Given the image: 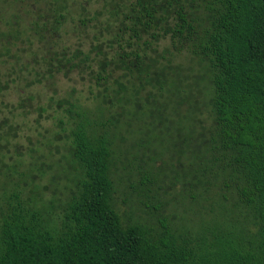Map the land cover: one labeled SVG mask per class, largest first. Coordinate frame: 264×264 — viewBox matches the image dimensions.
Returning a JSON list of instances; mask_svg holds the SVG:
<instances>
[{"label":"trees","instance_id":"16d2710c","mask_svg":"<svg viewBox=\"0 0 264 264\" xmlns=\"http://www.w3.org/2000/svg\"><path fill=\"white\" fill-rule=\"evenodd\" d=\"M26 1L22 51L0 0V67L87 66L98 91L50 96L32 127L33 96L6 107L0 264H264V0H107L73 54L67 0Z\"/></svg>","mask_w":264,"mask_h":264},{"label":"rangeland","instance_id":"374dc122","mask_svg":"<svg viewBox=\"0 0 264 264\" xmlns=\"http://www.w3.org/2000/svg\"><path fill=\"white\" fill-rule=\"evenodd\" d=\"M106 1L107 0H99V2L97 3L96 1L90 2L89 0H67V6L68 8H70L69 10L72 11L71 18L75 21H73L70 17L68 18L69 21L65 23L64 28L62 29L63 37H61V34L58 35L61 40L59 41L57 47L61 50H66L69 54L75 53L77 49L88 52L92 45V38L93 36H95L94 33L97 30L93 28V26L96 28L97 26H95L92 22H88V26L86 28H82L80 18L81 16H91L92 13H94L96 10H104V3ZM10 2L11 4L9 3V6L2 7L3 9L1 11V14H5L8 19H11V15H17L20 24V31L26 37L25 41L22 38L20 41L23 42L19 41L18 43L20 45L19 48L24 51L23 48H25L27 37L30 39L33 35L32 31H30L29 29L31 27L30 19H32L31 17L33 16V13L29 12L30 3L26 0H24L23 2L24 5H22V9L20 8V4L15 0H10ZM44 2L45 0H40L38 2V6L44 7ZM81 13L83 14L81 15ZM11 28L12 27L10 24L6 27L4 23H0V32L9 31ZM56 38L58 41L59 38ZM27 43H29V41L26 42V45ZM16 47L14 48V50L17 51ZM43 49L44 46H40L38 48H35L32 52L28 51L25 54H22L23 61L21 60L20 64L22 65V63H31L32 61L30 60V58L33 57L32 54H41L43 52ZM0 50H2V47H0ZM8 66L11 67V63H9V65H6V67H0V70L2 71L0 72V81H4V83L8 81L9 83L8 89L0 94V103H5L1 105V107H4V113L0 116V119L8 115L10 109H6L7 106H17L19 104L20 98H23L25 96H33L35 98L33 101V109L29 108L30 112H28L26 116L27 119H25L26 122L27 120H31L30 125L32 127L34 119L37 118L35 109L38 108L40 104L46 105L50 96L61 97L65 93L75 91L74 94L76 95V97L82 96L85 99L92 100L98 91L95 85V81H91V78L89 76L90 70L87 66L71 73H60L59 75H55L53 79L47 77L46 75H38V77H36L37 73H32L28 76L26 75L27 73H22L20 74V77L22 78V81L20 82H14L15 78L13 77L16 76H13L12 78L10 77L11 74H9L8 72ZM94 69H97L96 64L94 66ZM15 70H18V68H15ZM13 72L12 75L14 74ZM36 72L43 73L44 71L37 70ZM36 79H39V81H35ZM30 81H34V84L32 86H30L29 84ZM44 132L45 131H43L42 133ZM22 142L24 143V140ZM53 188L54 186L51 185V189L48 192L50 193V195Z\"/></svg>","mask_w":264,"mask_h":264}]
</instances>
